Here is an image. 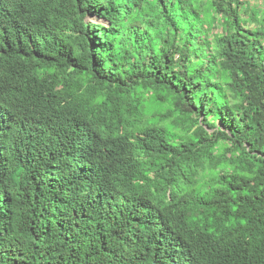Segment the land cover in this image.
<instances>
[{"label":"trees","instance_id":"16d2710c","mask_svg":"<svg viewBox=\"0 0 264 264\" xmlns=\"http://www.w3.org/2000/svg\"><path fill=\"white\" fill-rule=\"evenodd\" d=\"M0 264H264V0H0Z\"/></svg>","mask_w":264,"mask_h":264},{"label":"rangeland","instance_id":"374dc122","mask_svg":"<svg viewBox=\"0 0 264 264\" xmlns=\"http://www.w3.org/2000/svg\"><path fill=\"white\" fill-rule=\"evenodd\" d=\"M258 2H260V1H258ZM86 20L87 21H95L96 20V18L93 16V15H91V14H89L87 17H86Z\"/></svg>","mask_w":264,"mask_h":264}]
</instances>
